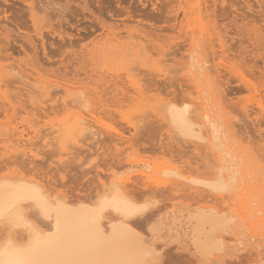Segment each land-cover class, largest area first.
I'll return each mask as SVG.
<instances>
[{
    "label": "rangeland",
    "instance_id": "374dc122",
    "mask_svg": "<svg viewBox=\"0 0 264 264\" xmlns=\"http://www.w3.org/2000/svg\"><path fill=\"white\" fill-rule=\"evenodd\" d=\"M0 56L1 177L71 201L124 181L149 203L134 222L144 232L197 201L235 215L221 258L198 261L180 233L179 243L156 242L161 264L264 255V0H0ZM168 100L217 120L222 139L182 140ZM80 115L97 128L84 139ZM227 161L236 180L225 199L186 179H209Z\"/></svg>",
    "mask_w": 264,
    "mask_h": 264
},
{
    "label": "bare ground",
    "instance_id": "6f19581e",
    "mask_svg": "<svg viewBox=\"0 0 264 264\" xmlns=\"http://www.w3.org/2000/svg\"><path fill=\"white\" fill-rule=\"evenodd\" d=\"M63 90L68 92V86H64ZM82 94L83 99L80 96L81 92L76 99L78 98L77 102L85 104L87 100L82 102L85 99V94ZM80 98L82 101L79 100ZM76 99L74 96V100ZM184 101L182 104L175 100L166 104L164 114L168 125L171 126H169L170 129L188 143L207 140V143L214 145L215 141H220L222 125L204 112L209 126L196 115L193 117L190 104ZM81 118L78 127L76 126L75 134H77V128L81 136L83 135L82 139L87 135L90 137L89 134H95L97 132L95 120L91 121L87 116H81ZM205 126H207L206 130H204ZM218 167V171L211 178L209 176V179L192 177L186 179L202 184L211 194L224 198L225 192L234 187L236 175L231 174V177H227L232 169V163L229 161ZM127 185L119 180H114L108 186L103 183L102 188L98 185L99 190L95 199L91 197L71 201L64 196L65 194L59 193L54 186L50 188L49 185L47 188L44 184L25 179V177L0 176V212L3 213V218H0L2 230L0 260L18 259L20 258L19 250H23L25 258L51 262L137 264L139 261L151 259L146 255L147 249L158 252L160 255L157 259L161 260L162 247L157 246L156 242L163 240L179 243L181 237L179 238L178 234L180 233L191 246L198 261L208 263L222 257L227 248L225 236L232 233L236 219L226 206L197 201L187 207H173L167 211V217L164 216L159 222L153 223L154 225L151 223L152 226L148 223L149 228L144 232L137 229L134 222L135 218L139 219L140 215L145 214L149 203L134 199ZM193 187L199 189L198 186ZM30 209H34L37 213L33 214L34 210L29 213ZM153 213L155 215L157 212ZM153 213H150L149 217H152ZM150 218H146L147 221L152 219ZM165 218L170 221L168 225L165 224ZM164 227L167 229L165 236L162 234L163 230L160 233L161 228ZM25 228H28L27 231L22 232ZM165 252L168 251L165 250ZM246 264H264V255L259 252L258 256L251 258Z\"/></svg>",
    "mask_w": 264,
    "mask_h": 264
},
{
    "label": "snow or ice",
    "instance_id": "6c2138e0",
    "mask_svg": "<svg viewBox=\"0 0 264 264\" xmlns=\"http://www.w3.org/2000/svg\"><path fill=\"white\" fill-rule=\"evenodd\" d=\"M0 218H3V213L0 212ZM146 255L150 256L151 259L143 260L137 262V264H161L160 260L157 259V257L160 255L158 252H156L153 249H147ZM18 256L20 258L10 261H3L0 260V264H70V262H51V261H45L40 259H33V258H25L24 251L19 250Z\"/></svg>",
    "mask_w": 264,
    "mask_h": 264
}]
</instances>
